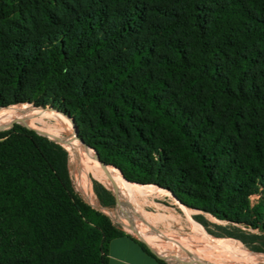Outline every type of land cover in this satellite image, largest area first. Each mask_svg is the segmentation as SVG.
<instances>
[{
	"label": "trees",
	"instance_id": "obj_1",
	"mask_svg": "<svg viewBox=\"0 0 264 264\" xmlns=\"http://www.w3.org/2000/svg\"><path fill=\"white\" fill-rule=\"evenodd\" d=\"M25 102L72 117L128 180L264 233V0H0V106ZM50 140L0 129V264H108L121 236L159 259L82 198Z\"/></svg>",
	"mask_w": 264,
	"mask_h": 264
},
{
	"label": "rangeland",
	"instance_id": "obj_2",
	"mask_svg": "<svg viewBox=\"0 0 264 264\" xmlns=\"http://www.w3.org/2000/svg\"><path fill=\"white\" fill-rule=\"evenodd\" d=\"M17 107H23L29 112L33 111L35 107L60 112V110L52 105L43 106L32 102H25L18 106L0 109V111ZM64 117L66 116L64 115ZM67 119L69 120V118ZM69 121L72 123L71 120ZM15 123L25 125L45 134L50 143L56 148L60 147L52 142L50 137L60 138L62 141L67 142L69 150L64 151L68 153L70 174L74 186L82 198L94 208L107 214L117 227L142 240L157 256H162L157 250L166 253L169 255V258L163 256L161 258L174 264H264L262 260L264 251L257 252L253 247L245 245L238 239L234 240L226 236L217 237L209 232L208 229H215L216 225H220L230 231L242 230L249 235H259L264 238L263 232L241 223L221 220L208 214L209 212L191 208L180 203L169 190L159 188L154 184L140 185L131 183L134 187V194L137 197L136 203H134L131 197L129 199H122L121 195L112 187L108 185V189L104 184L95 180V178H102L101 175L87 170L84 173V177L89 181L94 194V198L91 199L79 178L76 160L72 159L66 133L54 130L48 124L33 119L3 124L0 125V128L10 127ZM73 125L78 135V127L75 124ZM103 200L106 202L113 200L114 204L111 206L105 205ZM155 235L161 238L163 245H160L157 240L150 238ZM195 237L204 240V242L212 243L211 245H214L216 248L210 250L205 245L204 248H201L197 245V241L194 240ZM114 253L123 254V249L120 246H112L111 256ZM142 258L148 257L146 255H143V257L134 255L132 257V259H138L145 264V260L147 259ZM111 263L115 264L116 261L112 260Z\"/></svg>",
	"mask_w": 264,
	"mask_h": 264
},
{
	"label": "bare ground",
	"instance_id": "obj_3",
	"mask_svg": "<svg viewBox=\"0 0 264 264\" xmlns=\"http://www.w3.org/2000/svg\"><path fill=\"white\" fill-rule=\"evenodd\" d=\"M27 119L44 122L48 124L50 128L63 132L64 134L66 133L70 144L72 159L76 160L79 178L81 179V182L84 185L83 187L88 192L91 199L94 198V194L89 181L84 177V173H86L87 170L101 175L105 182L121 195L122 199H129V197H131L132 200H134L133 202L136 203L137 197L134 194V187L131 185V182L125 180L117 168L103 165L96 157L95 152L92 149L87 148L80 140L75 131L74 125L69 121L70 119L68 120L62 113L56 112L55 110H43L38 107H35L33 111L30 112L23 107L0 111V125L10 124L11 122L21 120L26 121ZM150 238L157 240L160 245H163L161 238H158L156 235ZM195 238L194 240L197 241V245L201 248H204V245L210 250L216 248L214 245H211L212 243L210 244V242H204L202 239ZM262 260L264 262V257H262Z\"/></svg>",
	"mask_w": 264,
	"mask_h": 264
},
{
	"label": "crops",
	"instance_id": "obj_4",
	"mask_svg": "<svg viewBox=\"0 0 264 264\" xmlns=\"http://www.w3.org/2000/svg\"><path fill=\"white\" fill-rule=\"evenodd\" d=\"M134 237L137 238L136 236H134ZM137 239L140 240L139 238H137ZM140 241H142V240H140ZM115 245L120 246L121 249H123V254L121 253L122 255L114 253V255L111 256L112 246L114 247ZM134 255H136V256L138 255V257L139 256L143 257V255H146L148 258H142V259H147V260H145L146 261L145 264H174L173 262H170L164 258H161L162 256L161 257L158 256L159 259L152 257L151 255L146 253L141 248L139 243H137L136 241H134L133 239H131L127 236L117 237V238L112 240V242L110 244V254H109V258H108V264H112L111 263L112 260L116 261L115 264H144V263L140 262L138 259H132V257Z\"/></svg>",
	"mask_w": 264,
	"mask_h": 264
},
{
	"label": "water",
	"instance_id": "obj_5",
	"mask_svg": "<svg viewBox=\"0 0 264 264\" xmlns=\"http://www.w3.org/2000/svg\"><path fill=\"white\" fill-rule=\"evenodd\" d=\"M13 104H22V103H13ZM9 105H11V104H9ZM9 105L0 106V108L7 107V106H9ZM60 112H61L63 115H65L67 118H69V119L72 121L73 124L76 125V123H75V121H74V119H73L72 117H70V116L64 114L62 111H60ZM10 127H11V126H10ZM6 128H9V127H6ZM0 129H2V128H0ZM78 130H79V128H78ZM39 133H41V132H39ZM41 134H42L43 136L46 137L45 134H43V133H41ZM78 137H79L80 140L85 144V146H86L87 148H90V149H92V150L95 152L96 157L98 158V160H99L103 165H105V166H112V167H115V166H113V165L106 164V163H104L102 160H100V158H99V156H98V154H97V151H96L93 147L87 145V144L84 142V140L80 137L79 133H78ZM115 168H117V169L120 171V173H121V175L123 176V178H124L125 180H127L128 182L136 183V184H140V185H148V184H149V183L145 184V183L132 182V181L128 180V179L124 176V174L122 173V171H121L118 167H115ZM154 185L158 186L159 188H163V187H161L160 185H157V184H154ZM163 189H165V188H163ZM172 194H173V193H172ZM173 195H174V194H173ZM174 196H175V195H174ZM175 197H176V196H175ZM181 203H182V202H181ZM182 204H183V203H182ZM230 238H232V237H230ZM232 239L236 240L235 238H232ZM255 250H256V249H255ZM256 251H257V252H260V251H258V250H256Z\"/></svg>",
	"mask_w": 264,
	"mask_h": 264
}]
</instances>
